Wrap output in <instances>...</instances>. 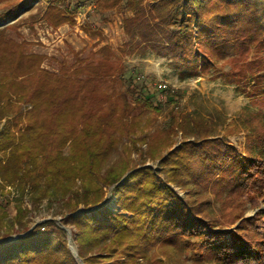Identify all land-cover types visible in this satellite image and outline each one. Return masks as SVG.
<instances>
[{"label":"trees","instance_id":"trees-1","mask_svg":"<svg viewBox=\"0 0 264 264\" xmlns=\"http://www.w3.org/2000/svg\"><path fill=\"white\" fill-rule=\"evenodd\" d=\"M41 1L0 0V197L17 194L10 219L0 200V264H171L184 254L192 264H264V208L246 216L251 197L264 200V116L248 112L244 151L209 137L211 127L192 114L159 126L161 103L127 81L121 57L156 53L184 75L221 78L264 105V0H127L133 15L123 18L121 55L103 45L74 64L62 60L58 72L7 30L74 26L85 4ZM109 191L120 212L105 204ZM25 198L35 208L57 202L62 222L47 219L27 233ZM63 224L76 227L78 257Z\"/></svg>","mask_w":264,"mask_h":264},{"label":"rangeland","instance_id":"rangeland-1","mask_svg":"<svg viewBox=\"0 0 264 264\" xmlns=\"http://www.w3.org/2000/svg\"><path fill=\"white\" fill-rule=\"evenodd\" d=\"M48 1L41 2L47 4ZM78 1L84 2L85 6L75 16L76 24L74 26L66 23L54 28L45 21H39L32 27L24 24L19 25L16 29L10 28L7 30V37L20 42H31L27 45V51L45 54L46 59L42 66L55 72L60 70L62 60H66L69 65L74 64L79 58L88 57L91 51H95L103 45H109L118 55H121L119 48L128 39L123 27V18L133 15V12L125 5L127 0H123L122 4L111 10L99 9L98 0H73L74 3ZM37 4L38 2L33 3L29 7L30 10H25L22 15L35 11ZM2 10L0 8V11ZM121 57L126 68L127 81L131 80L138 89L148 87L153 92L154 101L161 103L162 111L157 115V125L163 126L172 114L178 118H181L180 115L185 113L192 114L194 117L204 119L211 127L213 133L209 132V134L212 133L209 137H226L231 144L245 150L249 133L246 123L248 112L264 116V105L258 103L255 97L240 92L237 85H228L221 78H214L210 75H184L172 66L170 59L150 51L135 52L121 55ZM227 69L228 66L224 68V70ZM160 82L166 83L168 88L159 91L157 84ZM172 95L177 96L175 103L168 102ZM130 100L134 104V97L131 96ZM139 110L141 107H137L136 112ZM151 129V131L155 130ZM182 132L181 129L177 131L173 147L181 142ZM142 148L146 151L147 144H143ZM255 153L261 155L257 148ZM122 154L123 148L120 145L113 156V161H116ZM132 157L137 158L138 153L134 152ZM146 165L157 167V163L150 159ZM174 188L181 197L187 194V191L181 187ZM16 196V191H13L11 194L0 197L8 219L15 216L17 212ZM25 201V205L31 208L28 223L31 224V227L47 219L61 223L65 216L64 213H61V207L57 202L51 204L48 200H44L38 208H35L26 198ZM117 201L116 195H112L109 191L105 204L111 210L120 212L121 209L118 207ZM259 208H264L262 197H251L247 205L246 216L254 215ZM257 224L261 231L264 227V217L258 220ZM62 226L67 230L68 244L72 253L78 257V247L73 242V232L76 227L73 224H63ZM44 228V226L41 227L42 230ZM225 231H228V228ZM0 233H2L1 228ZM225 238L229 239V234H226ZM151 264L158 263L152 262ZM171 264H192V256L184 254L173 260Z\"/></svg>","mask_w":264,"mask_h":264},{"label":"built area","instance_id":"built-area-1","mask_svg":"<svg viewBox=\"0 0 264 264\" xmlns=\"http://www.w3.org/2000/svg\"><path fill=\"white\" fill-rule=\"evenodd\" d=\"M168 88V86H167V84L166 83H162V82H160L159 84H157V89L159 90V91H164V90H166ZM43 228V227H42Z\"/></svg>","mask_w":264,"mask_h":264},{"label":"water","instance_id":"water-1","mask_svg":"<svg viewBox=\"0 0 264 264\" xmlns=\"http://www.w3.org/2000/svg\"><path fill=\"white\" fill-rule=\"evenodd\" d=\"M81 211H83V209H79V210H77V211L74 213V215L79 214ZM43 221H44V220H43ZM34 227H35V225L32 226V227L30 228V230H29L27 233H29L32 229H34ZM27 233H25V234H27ZM22 235H24V234H18V235H16V237H21ZM11 238H13V237H11Z\"/></svg>","mask_w":264,"mask_h":264}]
</instances>
